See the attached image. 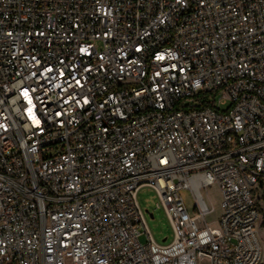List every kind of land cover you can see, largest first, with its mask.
<instances>
[{
    "label": "built area",
    "instance_id": "built-area-1",
    "mask_svg": "<svg viewBox=\"0 0 264 264\" xmlns=\"http://www.w3.org/2000/svg\"><path fill=\"white\" fill-rule=\"evenodd\" d=\"M263 196L264 0H0V264H262Z\"/></svg>",
    "mask_w": 264,
    "mask_h": 264
},
{
    "label": "rangeland",
    "instance_id": "rangeland-1",
    "mask_svg": "<svg viewBox=\"0 0 264 264\" xmlns=\"http://www.w3.org/2000/svg\"><path fill=\"white\" fill-rule=\"evenodd\" d=\"M189 209L193 208V200L190 192H183ZM204 199L212 212L208 215L207 220L215 234L220 232V217H221V195L217 186H212L204 192ZM138 203L145 216L147 228L159 245H167L174 239L173 229L170 220L167 216L164 206L158 193L151 187H143L138 193ZM261 213L259 222V236L264 248V200L260 201ZM153 216V217H152ZM140 241L142 244H147V238L144 234V229L141 230ZM201 264H209L208 260H203ZM264 264V260L263 263Z\"/></svg>",
    "mask_w": 264,
    "mask_h": 264
},
{
    "label": "trees",
    "instance_id": "trees-1",
    "mask_svg": "<svg viewBox=\"0 0 264 264\" xmlns=\"http://www.w3.org/2000/svg\"><path fill=\"white\" fill-rule=\"evenodd\" d=\"M263 200H264V196H263ZM263 211L261 210V213H262ZM263 218H264V216H263ZM263 226H264V224H263Z\"/></svg>",
    "mask_w": 264,
    "mask_h": 264
},
{
    "label": "water",
    "instance_id": "water-1",
    "mask_svg": "<svg viewBox=\"0 0 264 264\" xmlns=\"http://www.w3.org/2000/svg\"><path fill=\"white\" fill-rule=\"evenodd\" d=\"M153 217V216H152Z\"/></svg>",
    "mask_w": 264,
    "mask_h": 264
}]
</instances>
